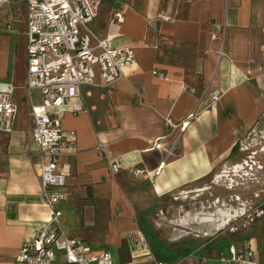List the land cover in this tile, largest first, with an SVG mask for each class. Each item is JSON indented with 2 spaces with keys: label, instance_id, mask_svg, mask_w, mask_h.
I'll return each mask as SVG.
<instances>
[{
  "label": "crops",
  "instance_id": "1",
  "mask_svg": "<svg viewBox=\"0 0 264 264\" xmlns=\"http://www.w3.org/2000/svg\"><path fill=\"white\" fill-rule=\"evenodd\" d=\"M2 11L0 92L14 88L17 114L13 133L0 132V264H23L21 247L49 228L52 214L41 201L38 147L23 89L26 5L14 0ZM91 29L114 48L134 49L135 62L110 88L96 69V86L81 89L87 112H50L77 134V151L60 163L67 174L60 226L92 255L106 251L114 264H151L143 234L151 212L163 214L162 199L189 188L193 194L210 190L199 184L246 165L236 152L264 119V0H104ZM206 88L218 90L221 100H201ZM191 114L177 156L166 159L154 145L167 147L179 130L168 129L165 119L181 123ZM115 161L122 170L113 175L109 163ZM233 244L253 249L256 263L264 264V223L242 242L162 261L237 264L221 261Z\"/></svg>",
  "mask_w": 264,
  "mask_h": 264
},
{
  "label": "built area",
  "instance_id": "2",
  "mask_svg": "<svg viewBox=\"0 0 264 264\" xmlns=\"http://www.w3.org/2000/svg\"><path fill=\"white\" fill-rule=\"evenodd\" d=\"M13 1L0 0V12ZM22 1L27 10V74L23 89L28 97L33 140L38 147L36 164L39 168L41 201L50 210L52 218L47 230L40 232L33 241L23 244L20 262L55 264L61 256L65 264H114L110 252L92 255L81 241L67 236L61 229L60 204L67 195V174L60 168V163L66 154L77 151V134L66 131L61 120L54 118L50 112L66 108H70L74 115L87 112L81 89L96 86V69L104 81L103 87L110 88L135 62V51L130 47L114 48L92 31L91 24L98 17L104 0ZM115 18L119 22L122 15L116 14ZM160 19L172 21L165 15H161ZM7 29L12 30L9 24ZM161 78L166 77L161 75ZM13 92L11 86L5 92H0V132L7 135L13 133L17 114ZM35 92L40 95L39 103L34 98ZM206 97L217 103L222 95L218 90L209 92L206 88L201 100ZM193 118L194 114H191L181 123L171 118L165 119L168 129L179 130L167 147L154 145L165 154L166 159L177 156L181 137ZM98 149L104 150V147L99 146ZM109 170L115 175L120 173L122 166L116 161L110 162ZM152 261L163 264L155 259ZM221 261L257 264L253 249L246 246L239 248L234 244L228 247Z\"/></svg>",
  "mask_w": 264,
  "mask_h": 264
},
{
  "label": "rangeland",
  "instance_id": "3",
  "mask_svg": "<svg viewBox=\"0 0 264 264\" xmlns=\"http://www.w3.org/2000/svg\"><path fill=\"white\" fill-rule=\"evenodd\" d=\"M13 16V22L20 18L16 11ZM39 97L35 92L37 102ZM235 156L246 163L238 175L229 170L216 181L210 177L199 184L211 186L210 190L193 194L189 188L167 195L160 202L163 214L151 212V226L143 234L151 259L163 262L164 258L192 257L205 247L223 249L260 230L264 223V119L246 134Z\"/></svg>",
  "mask_w": 264,
  "mask_h": 264
},
{
  "label": "bare ground",
  "instance_id": "4",
  "mask_svg": "<svg viewBox=\"0 0 264 264\" xmlns=\"http://www.w3.org/2000/svg\"><path fill=\"white\" fill-rule=\"evenodd\" d=\"M244 166H245V164L244 165H241V164H239L238 166H236L235 167V170L234 171H232V172H234V173H237L236 175H238V173H240L242 170H244ZM233 170V169H232ZM220 176V175H219ZM224 177V176H223ZM228 213V212H227ZM232 217V216H231ZM227 219V218H226ZM222 222V221H221ZM226 222V221H225ZM219 225V224H218Z\"/></svg>",
  "mask_w": 264,
  "mask_h": 264
},
{
  "label": "trees",
  "instance_id": "5",
  "mask_svg": "<svg viewBox=\"0 0 264 264\" xmlns=\"http://www.w3.org/2000/svg\"><path fill=\"white\" fill-rule=\"evenodd\" d=\"M187 256H188V255H187ZM164 259H167V258H164ZM177 259H178V258H177ZM177 259H176V260H177Z\"/></svg>",
  "mask_w": 264,
  "mask_h": 264
}]
</instances>
